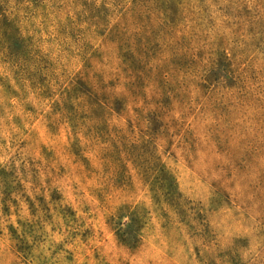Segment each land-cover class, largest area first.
Returning <instances> with one entry per match:
<instances>
[{"label": "rangeland", "instance_id": "obj_1", "mask_svg": "<svg viewBox=\"0 0 264 264\" xmlns=\"http://www.w3.org/2000/svg\"><path fill=\"white\" fill-rule=\"evenodd\" d=\"M0 264H264V0H0Z\"/></svg>", "mask_w": 264, "mask_h": 264}]
</instances>
